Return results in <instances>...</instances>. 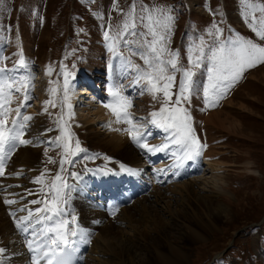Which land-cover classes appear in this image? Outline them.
I'll list each match as a JSON object with an SVG mask.
<instances>
[{
	"label": "rangeland",
	"instance_id": "obj_1",
	"mask_svg": "<svg viewBox=\"0 0 264 264\" xmlns=\"http://www.w3.org/2000/svg\"><path fill=\"white\" fill-rule=\"evenodd\" d=\"M170 1L174 2L176 7L181 8L177 15L172 12L175 16L170 43V48L172 50H174V48L176 49L177 45H188L190 47L194 42L197 44L200 42V39H197L195 36L196 31L189 30L190 23L193 20V22H195L196 25H199L202 30H200L201 33L198 35L199 38L204 36L203 29L209 33V30H212V25L216 24L221 29L223 28V32L219 37L221 40H225V26L228 31L230 29H236L239 31L228 36L229 40L234 39L236 35L239 34L246 39H252L254 42L264 46V40H260V38L257 37L247 26V23L242 16L244 5L240 2V0H207L208 3L206 0ZM263 1L264 0H252L253 3L264 4ZM133 2L137 4L138 11L139 6L141 5H147L148 7L161 6L171 8V6H169V0H2V2H0V67H2L4 57H7L6 60L8 61V64L15 61V40H18V34H20L23 37H21L18 42L20 55H24L25 53L29 54V58H32L33 60L32 63L35 68V73L32 63L30 64V68L34 78L37 77L32 81V84L34 83V88L31 90L32 99L28 101L30 107L21 109L23 114L31 115L33 117V120L28 123L25 138L27 139V137H29L31 141L39 140L36 142H41L42 144L41 146H34L33 148L32 144L34 142L29 145H22L19 152L18 150L15 151L14 158L13 155L10 157L11 167H7L5 169V175L0 177V185H2V187H0V199H4L2 198V193L6 190H10L11 193L16 190L17 184L13 183L14 181L19 183L21 188L24 190L28 182L31 183L33 181V177H40L41 174L44 173L45 182L49 183L51 182V179L58 172H60L62 149L56 147L55 144L49 141L51 139V137L48 136L49 134L47 136L43 134V137L39 136L41 133L49 131L54 133L55 137L60 136L61 130L57 121L59 120L61 114H66L68 112L66 111V107L62 108L61 106L62 91L55 97L56 107L49 106L47 112L43 110L44 102L52 98L50 96L49 89L53 86L60 87L62 89L63 76L60 74L61 65L66 66L68 71L74 73V76L77 74V78L81 79L79 78V75H81V72L83 71L82 69L85 67L86 68L84 70L87 69L89 65V55H92L96 46L102 47L101 50L103 56V59L101 60L102 62L99 64L96 63V67H104V73H106V65H108L107 63L109 58L114 59L116 57L119 58V60H122L120 56L114 55L109 50V42L105 41L104 32L108 30L109 25L112 26L113 30H115L116 26L122 23L124 13L128 11ZM188 2L191 8L188 6ZM207 4L211 6L210 9ZM116 5H118V8ZM18 8L21 9L15 13ZM11 11L12 17L10 18L9 14ZM98 12H102L106 15V25H104V21H99L103 20L104 16ZM188 12H192L193 15L191 16ZM178 15L179 20L176 22V16ZM212 15H218L221 20L219 18H215L214 23L211 19ZM260 15L261 14H259V16ZM82 29L83 31H81ZM69 36L70 42L73 46H69L67 42ZM214 37V35H209V39H211L212 42L214 41ZM4 41H7L8 43H5V45L2 44ZM212 42L208 43V45ZM29 47L31 50H28ZM3 48H5L3 50L4 54L2 52ZM88 48L89 50L86 52ZM120 50L123 53H128L123 44H121ZM2 55L5 56L3 57ZM86 59L88 60L87 62ZM185 60L188 62L187 55L185 56ZM38 62H42V64L39 65ZM140 62L143 65V61L141 60ZM113 64H117L116 61H114ZM83 65L85 66L83 67ZM49 67L52 68L51 75L48 74ZM251 70L249 73H253L247 76V82L245 84H236L235 87L230 90L226 98L220 101L217 107L210 108L204 113L210 118L213 113L220 112L221 120L228 116L227 123L232 122L233 118L238 120V122L233 124V126H239L234 131L231 130L232 128L227 129L212 122H209L210 124L206 123V125L203 121L201 124L203 126L205 125L206 133H208L207 136L210 137L209 140L214 142V145L211 144L209 146L207 152H212L213 148L214 153H217L216 158L219 155L220 158L218 160H222L226 164L222 174L219 172L216 176L213 170L209 169L207 164H204L207 166L206 168L208 170L206 173L202 172L200 175L190 177L188 180L169 179L165 182L158 179L157 175L154 174V170H161L162 166L158 169H154L157 166L152 167L154 170L147 171V174L149 175V180H152L157 184L150 183V185L147 186L146 191L139 196V199H137L136 202H133L132 205L124 209L119 208L112 215V218L117 221L116 228L114 227L109 232H105L108 229H104L107 226H112V223L114 222L112 220L109 221V217L107 216L103 218L104 214L102 212L93 209V207L97 205H93V207L91 205L90 211L92 210V213L100 212V215H94L99 218L102 217L100 220L102 222L104 221L105 224L103 222L100 229L97 227L98 234L95 237L96 240H94L92 245L94 247L90 250L89 259L86 264H170L162 258L158 259L157 255L161 252L165 257H168L170 256L169 253H171V248H177L179 253H186L187 257L182 264H204L206 259H210L212 256L226 250V254L222 258L218 259L216 264H229V262L234 260L233 257L239 259L238 264H264V224L261 225L259 231L255 228V226L249 225L252 222L259 223L264 220V65L257 66L255 71L251 72ZM127 72L128 79L125 81H131L132 83L130 82L129 85L133 88L131 89L129 95L134 98L133 100L137 99V103L132 105V109L135 108V110H138L139 112L143 111L141 112L142 115H139L138 117L146 118L143 120L137 118L134 123L136 125L143 123L142 125L150 126L151 131H155L154 134L156 135H153L152 138L149 139V143L153 141L155 142V140H157L156 143H165L167 133L154 125H149L151 124L150 121L152 119L150 111L154 106H158V102L153 99L151 100V96L146 92L144 93V96H141L140 86L135 85L133 82L135 73L130 70ZM93 73H96V76L94 77L95 81L91 84L98 86L97 79H101L102 83L99 84L100 93H106L105 80L103 81V77H101V75H99L100 73L94 69ZM205 73L206 77H204ZM17 74L19 75L20 72ZM115 74L116 72L114 71L110 75L106 74L109 77L106 81V89H109L113 80L116 79ZM247 74L248 71L244 74V76ZM107 76H104V78L107 79ZM179 79L180 74L177 73V84ZM196 79L207 80L206 68L202 67L197 71ZM71 80L72 79H70V81ZM82 80L80 85L83 86L84 83H82ZM75 87L76 85L71 82L70 92L75 91L77 88ZM85 87H83L82 90L87 93L84 96H81L83 100L81 98L80 102L76 103V100L80 98L79 95H71L70 93L69 102L72 105V111L74 113L76 112L78 114L80 111L82 112L83 107L84 109H89L90 107L95 108L100 106L98 100L96 101L92 98L89 99V96H92L96 89L94 87ZM173 91H176V89H173ZM14 97L15 95L13 98ZM110 97L111 96L108 97L106 95V102H108ZM15 98L17 101L15 100L13 102V109L16 108L24 99L22 93H17ZM82 101L86 102L85 106H83ZM198 101L201 104V101L196 100L194 95L191 104H197ZM153 103L155 104L154 106ZM104 104L108 103L104 102ZM185 106L188 107L187 104ZM12 114L13 115L9 117V123L11 122V119L14 118V113ZM44 115L47 116L46 121L44 120ZM110 116L112 124H114L116 116L114 114H111ZM201 116L202 114L199 112L197 117ZM65 119H67L70 131L73 134V146L75 140H79L80 146L85 149V151L79 153V155L69 157L73 160V164L64 165L67 172L62 173V175H64L69 184H76L74 183L75 179L71 177L70 173L74 172V166L77 164H80L83 167V170L79 172L80 174L88 168L90 171L92 167H99L105 170V167H116L115 164L117 163L123 164L121 161H116L113 164L105 166V162L107 161H102V163L93 165L92 163L94 162L92 161L103 158L102 154L97 153L99 150L107 153L106 156L112 160L119 159L126 162L127 165H131L129 159H123L116 156L113 151H108V148L106 149V145L102 142V139L105 141L108 137H111L110 133L112 130L109 128L111 126V121L108 122L106 120L105 123L102 122L103 120L99 119L87 122V124H93V128H90L86 126L85 122L82 125L81 121L76 123L77 120L75 121L72 118L68 119L67 116H65ZM126 127L129 128V124L125 123L124 128ZM143 132L145 133V130H143ZM95 133H100L102 146L96 144L97 140L93 141ZM160 140L163 141L160 142ZM130 141L132 142V140ZM42 142H44L43 150L41 149L43 147ZM156 143L154 145H156ZM91 145L93 146L91 147ZM88 147L89 151H95H92L93 153H89ZM31 148L36 153H28L27 155L24 154L25 150H29ZM169 151L171 153L172 148ZM169 151H166L165 155H167ZM207 152H203L202 154L204 155V153ZM147 154L148 153H144V156L142 157L145 158ZM22 155H26V157ZM137 155H139L138 152ZM84 156L94 157V160L87 159L91 165L88 166L84 163ZM142 157L140 156L139 158L142 159ZM49 158L55 161V163H49ZM159 158L163 157L159 156ZM19 162H21V164H19ZM153 162H155V160H153ZM203 162L204 160H202L201 157H198L194 163L203 164ZM133 166L135 169L138 168L139 165L134 164ZM206 168H204V171ZM181 171L185 173V170L182 168L176 169L175 172L177 173ZM16 172L20 173L17 180L12 179V177H5L7 175L11 176ZM34 172L38 173L34 174ZM218 177L223 178V181H220ZM195 178L199 179V182H197L196 185L194 184L195 187L198 186V188H201L204 182H206L207 185L206 188H204L205 191L204 189L197 190L199 195H204L207 199L209 198L212 201L218 202L224 207L223 210L226 209V212L223 211L220 213V211L219 213H210L207 212L205 204H200V206L195 205L184 185L185 182ZM182 182L183 184H181ZM210 182L211 184H209ZM97 186L98 183L94 180V178H90L89 182L75 188L72 192V198L68 206H71L73 204V200L81 197L87 189L92 188L95 191ZM40 187H42V185L37 183V191L42 197ZM24 194L23 195L25 197H29L27 193ZM184 196L186 197V204H182V202H185L183 199ZM77 204L84 212L89 207L86 204L81 207L79 201ZM188 205L191 206L189 207ZM193 207L196 208V211ZM184 208H188L187 210L189 211L185 212V216L189 215L191 220H195L197 223H199L198 220L204 221L206 224L204 223L200 225V227H196V225H192L193 223H190L188 219H184L183 216H178L174 212L176 209ZM127 210L128 213L125 214ZM147 210L149 212H147ZM156 210H158L159 215L166 219V221L171 220L174 227H167L165 228V231L161 230V232H159L157 227L152 225L155 219L156 221H159L160 218L155 217ZM129 213V217H125ZM84 216L86 220L88 218H93L92 215L88 217H86V215ZM11 223L12 221L10 224ZM84 226V228H86V225ZM190 230L197 232V235H192ZM8 231L9 233L11 232V230H7V233L3 234L7 235ZM258 233L262 234L260 242H257ZM151 237L158 240V242L155 244L154 241L150 240ZM107 241L110 243L109 247L106 245L108 243ZM121 242L128 243L127 251L122 249L123 247L121 246ZM231 244H234V246L230 248ZM117 246H119V248ZM122 251H124V253ZM87 252L88 248L85 249V256L87 255ZM238 255H243L245 260L242 261V258H239ZM84 262L85 259L80 264H84Z\"/></svg>",
	"mask_w": 264,
	"mask_h": 264
},
{
	"label": "snow or ice",
	"instance_id": "obj_2",
	"mask_svg": "<svg viewBox=\"0 0 264 264\" xmlns=\"http://www.w3.org/2000/svg\"><path fill=\"white\" fill-rule=\"evenodd\" d=\"M240 2L244 5L242 16L247 26L260 40H264V4L253 3L252 0H240ZM116 7L118 8V5ZM137 8V4L133 2L124 13L122 23L116 26L115 30L109 25L108 30L104 32V39L109 42V50L122 58L121 67L125 71L130 70L135 73L133 82L140 86L141 94L146 92L154 101L160 103L159 110L150 113L152 118L150 123L168 134L165 137L166 142L161 145L147 143L146 134L132 121L131 113L128 111L132 107V102L122 94L119 85L109 88L113 103L106 104L105 107L116 116L117 123L123 120L129 124L130 127L125 131L139 148L155 154L169 151L174 146L175 151L171 152L175 158L174 167L180 169L188 161L195 162L206 148V144L201 143L196 134L191 112L185 105H190L193 96L199 95L202 88L205 106L203 110L217 107L230 90L244 78L248 70L264 65V46L239 34L234 39L221 40L219 37L222 29L213 24L212 30L208 33L210 36H215L212 45H208L203 37H200V42L198 44L194 42L188 49L189 66L183 67L180 63L179 51L170 48L175 22L173 10L170 7L147 5L139 6V11ZM255 12L261 15L257 17L254 15ZM121 44L129 56H124L120 50ZM132 56H139L143 61V67L134 63ZM202 67L206 68L207 72V83L203 85L196 79L197 71ZM22 69H27L22 54L13 68L0 67V177L5 175L6 160L17 148L32 143L24 139V136L28 123L33 117L23 114L21 109L30 107L28 101L32 99L34 77L30 74L15 75ZM51 73L52 68L49 67L48 74ZM177 73L180 74L178 84ZM60 74L63 76L62 89L56 86L49 89L52 98L44 102L43 109L47 112L49 106L56 107L55 97L62 91L61 106L69 111L60 115L57 124L61 135L51 142L62 149L60 172L49 183L45 182L44 173L33 181L42 185L40 189L42 198L31 200L30 203L41 206L32 209L25 205L18 209L27 214L16 218L15 221V226L21 233H30L31 238L25 240L27 251L30 253L26 259L30 260V264H42V262L43 264H75L76 253L79 251L78 244L91 242L88 233L79 228L77 216L68 209L76 186L69 184L62 175L67 172L64 165L73 164V160L69 157H75L85 149L80 146L79 140H75L73 146V134L65 119V116L71 119L73 115L69 101L70 79L74 78V73L61 65ZM16 93H22L24 99L13 109L10 105ZM13 112L15 117L11 119L9 125V117ZM86 158L94 159V157ZM104 160L109 161L110 158L105 156ZM48 162L55 163L51 158ZM107 171L111 170L107 169ZM120 171L131 175L138 174L136 170L127 168L123 164L120 165ZM176 174L178 175L179 172ZM70 175L74 179L80 178L78 172H71ZM4 203L12 205L17 201L5 199ZM10 215L15 217V213ZM5 253L6 248L0 247V258Z\"/></svg>",
	"mask_w": 264,
	"mask_h": 264
},
{
	"label": "bare ground",
	"instance_id": "obj_3",
	"mask_svg": "<svg viewBox=\"0 0 264 264\" xmlns=\"http://www.w3.org/2000/svg\"><path fill=\"white\" fill-rule=\"evenodd\" d=\"M24 47V46H23ZM94 49V48H93ZM102 47H100V46H96L95 47V49H94V52L92 53V55H89V58H88V60H89V65H88V67H87V69L86 70H84V69H82L83 71L81 72V75H79L80 77L79 78H81V79H83L85 82H87V83H89V84H91V83H93L94 81H95V79H94V77L96 76V73H93V69L94 70H96L97 72H99L100 74L101 73H104L105 71V68L104 67H96V63H101L102 61V59H103V56H102ZM24 51H26L25 49H23ZM28 50H31L30 49V47L28 48ZM106 51V50H105ZM20 55V54H19ZM20 57V56H19ZM30 57H31V55H30ZM108 57V56H107ZM110 57V56H109ZM23 58H24V60L26 61V63H27V69H22L21 71H20V73L22 72L24 75H31V76H33L34 77V75H33V73H32V70H31V68H30V64L32 63V58H29V54L27 53H25L24 55H23ZM106 58V57H105ZM19 59V58H18ZM87 60V61H88ZM114 61H116V63L117 64H113V62ZM93 62V63H92ZM122 63H123V60H119V58H114V59H112V58H109L108 59V65H106V74H108V75H110L113 71L114 72H116V74H115V77H116V79L115 80H113V83H111V86H113V85H119L120 86V88H121V91H122V94L125 96V97H127L129 100H131V102H132V105L134 104V98L133 97H130V95H129V93L131 92V89H133L132 87H130V85H129V83L131 82V81H125V80H127L128 79V72L127 71H125L122 67H121V65H122ZM88 64V63H87ZM112 64V65H111ZM87 66V65H86ZM6 68H8V69H11V68H13L14 66H11V67H8V66H5ZM114 67V68H113ZM18 73V72H17ZM17 73H15V75H18ZM97 77H100V76H97ZM101 77H103V76H101ZM34 79H36V78H34ZM82 80V81H83ZM98 80V79H97ZM108 80V79H107ZM33 81V80H32ZM132 83V82H131ZM34 84V83H33ZM77 87V86H76ZM75 87V88H76ZM108 87V86H107ZM136 87V86H135ZM134 87V88H135ZM138 90H140V89H138ZM137 90V91H138ZM89 92V91H88ZM135 92V91H134ZM31 93H32V91H31ZM71 93V95H82V91L77 87L76 89H75V91H73V92H70ZM136 93V92H135ZM15 95V94H14ZM13 95V96H14ZM32 95V94H31ZM145 94L143 93L141 96H144ZM109 97V96H108ZM96 98H98V97H94V100H98V102H99V104H100V106H98V107H95V108H89V109H84V107H83V109H82V112L80 111V113H74L73 111H72V107H71V112H72V116L74 117V120H77V121H81V123L83 124L84 122L86 123V126L87 127H92V125L93 124H87V122H91V121H96V120H103L102 122H105L106 123V120L108 121V122H110L111 121V126L110 125H108V126H110L109 128L112 130V132L110 133L111 135V137L109 138L108 136V139H106V137H105V141H104V139H102L101 138V135H100V133L99 134H96L95 133V135H94V137H93V141H96V144L97 145H101V139L103 140L102 142L104 143V145H106V149L108 148V151L110 150V151H113L115 154H116V156H119V157H121V158H123V159H129L130 160V164L131 165H129L128 164V166L129 167H132V168H134V164H137V165H139L138 166V168H136V169H138L139 170V172H143V171H145V170H147L149 167H148V165H149V162L151 161L152 162V160H157L158 158H159V156L160 157H163V158H165V157H167V155H165V152H158V153H155V154H153V153H149V152H147L146 150H143V149H141V148H139L133 141L131 142L130 140H131V138H130V136H129V134H128V132H126L125 131V129H127V127L126 128H124V124H125V122L123 121V120H121L119 123H117V121H115L114 122V124H112V119H111V114H113L112 113V111L109 109V108H107V107H105V105L106 104H103V99L100 97V99H96ZM14 99V98H13ZM102 100V101H101ZM17 101V100H16ZM81 101V98H79V99H77L76 100V103L77 102H80ZM82 103H83V106H85L86 105V102L85 101H82ZM94 103V102H93ZM95 103H97V102H95ZM105 103H108V104H111V103H113V97L111 96L109 99H108V102H106L105 101ZM77 105V104H76ZM130 113H131V118H132V121L134 122V121H136V116H135V108L134 109H132V107L128 110ZM14 113V112H13ZM198 114H199V112H198ZM139 115H142L141 113L139 114ZM139 115H137V117L139 116ZM220 117H221V113L220 112H216V113H213L211 116H210V118L207 116L206 118H205V121H206V123H209V122H212V123H216V124H218V125H220V126H222V127H224V128H227V129H231V130H236L239 126H233V124L234 123H236V122H238V120H236V119H234L233 118V121L232 122H230V123H227V119H228V116L227 117H225V118H223L222 120L220 119ZM115 119H116V117H115ZM85 120V121H84ZM107 122V123H108ZM143 123H140V124H137V126H139L140 128H141V130L143 129V130H145V133H146V136H147V134H148V136L146 137L147 138V143L149 144V145H154L156 142H157V140H155V142L153 141V142H151V143H149L148 141H149V139L150 138H152V136L153 135H156V134H154L155 133V131H151V129H150V126H145V125H142ZM210 124V123H209ZM149 125H151L152 126V124H149ZM243 125V124H242ZM93 128V127H92ZM116 129H119V131H117ZM94 130V129H93ZM142 130V131H143ZM230 130V131H231ZM208 132V131H207ZM93 134V133H92ZM206 134H208V133H206ZM168 135V134H167ZM26 137V136H25ZM43 137V136H42ZM26 139V138H25ZM166 140V139H165ZM159 141V140H158ZM161 141H163V140H160V142ZM95 144V145H96ZM132 144V145H131ZM161 144H163L162 142L161 143H156V145H161ZM42 144H41V142H34L33 144H32V148L34 147V146H41ZM136 145V146H135ZM93 145H91V147H92ZM102 146V145H101ZM135 146V147H134ZM22 147V145L21 146H19L18 148H17V150H18V152H19V149ZM90 147V148H91ZM29 149V150H25L24 151V154H28V153H31V154H33V153H36V152H34L33 151V149ZM43 148V147H42ZM41 148V149H42ZM93 149V148H92ZM175 149V147L173 146L172 147V151H175L174 150ZM31 150V151H30ZM92 151H95V150H92ZM137 152L139 153V155H137ZM205 152H207V151H205ZM112 153V152H111ZM144 153H148L147 154V156H145V158L144 157H142V156H144L143 154ZM169 154H170V151L168 152ZM216 154L217 153H214V150H213V148H212V152L211 151H208L207 153H204V155L202 154L200 157H201V159L202 160H204V164H207L208 165V167H209V169H211V170H213V172H214V174H216V176H217V174L219 173V172H221V174H222V171H224V168L226 167V164L224 163V161H219L218 159L219 158H215L216 157ZM14 155H15V152L13 153V158H14ZM21 155V154H20ZM26 155H22V156H25L26 157ZM142 157V159H140L139 157ZM14 160V159H13ZM145 160V161H144ZM105 162V161H104ZM124 163H126V162H124ZM19 164H21V162H19ZM173 164H174V162H173ZM161 166H163V165H161ZM155 167V166H154ZM158 169L159 167L157 166V167H155L154 169ZM162 169V168H161ZM182 169H183V167H182ZM155 171H158V170H155ZM95 172H96V174H97V176L98 177H100V178H103V179H107V176H106V174L105 173H103L102 171H97V170H95ZM161 171H158L157 173H160ZM50 175V174H49ZM184 175H186V172L185 173H183L182 171L181 172H179V174L177 175L176 174V172H175V176L176 177H181V176H184ZM215 176V177H216ZM130 177V176H129ZM210 177H212V176H210ZM219 178V180L220 181H223V178H221V177H218ZM2 180V179H1ZM209 180V179H208ZM210 181V180H209ZM197 182H199V179L198 178H195V179H191V180H189L188 182H185L184 183V185H185V189H186V191L190 194L189 196L193 199V201H194V203H195V205H197V206H200V204H205L206 205V207H207V212H210V213H212V212H215V213H219L220 211V213H222L223 211H225L226 212V209L225 210H223L224 209V207L223 206H221V204H219L218 202H216V201H212V200H210L209 198L207 199L204 195H199V193H198V191L197 190H203L204 188H206V182H204V184H203V186L201 187V188H198V186H196L195 187V185L197 184ZM181 184H183V182L181 183ZM195 184V185H194ZM209 184H211V182L209 183ZM217 184V183H216ZM193 185H194V187H193ZM199 185V184H198ZM6 186V185H5ZM183 186V185H182ZM205 186V187H204ZM0 187H2V185H0ZM11 187V186H10ZM137 187H139V186H137ZM176 187H178V186H176ZM200 187V186H199ZM41 188V187H40ZM32 190V189H31ZM1 191V190H0ZM34 191V190H33ZM204 191H205V189H204ZM10 190H6L4 193H2V195H3V197L2 198H4V199H0V234H2V236L3 237H6V235H4L3 233H7L6 231L7 230H10V228H11V224H10V222L11 221H9V219L6 217L7 216V213H8V211H9V209H10V205H7V204H5L4 203V201H5V199H11V195H12V193H11V195H10ZM219 193V192H218ZM0 194H1V192H0ZM25 195V194H24ZM218 195V194H217ZM149 196V195H148ZM30 198H34L35 196L34 195H31V196H29ZM185 197V196H184ZM183 197V199L185 200V202H182V204H186V197L184 198ZM1 198V197H0ZM1 200H2V203H3V206H4V208H5V212H6V215H5V212H4V208H3V206H2V203H1ZM181 200H182V198H181ZM79 204H80V206L81 207H83V206H85L84 204H86V203H83L82 201H79ZM86 205H88V204H86ZM142 205V204H141ZM89 206V205H88ZM144 206V205H143ZM142 206V207H143ZM189 206V205H188ZM191 206V205H190ZM189 206V207H190ZM97 207V206H96ZM147 207V206H146ZM172 209V208H171ZM188 209V208H187ZM186 208H184V209H176V210H174V212L176 213V215H178V216H183L184 217V219H188V221H190V223H193L192 225H196V227L198 226V227H200V225H202V224H206V222H204V221H199L198 220V222L199 223H197V221H195V220H191L190 219V217H189V215L188 216H185V212H189L188 210H187ZM193 209L196 211V208H194L193 207ZM173 210V209H172ZM171 210V211H172ZM141 211H143V210H141ZM146 211V210H145ZM218 211V212H217ZM147 212H149L148 210H147ZM85 213H91L90 211H89V207H88V209H86L85 210ZM126 213H128V210L125 212V214ZM155 213V212H154ZM94 214L95 215H100V212H94ZM93 214V215H94ZM120 214V213H119ZM171 214H172V212H171ZM129 215H130V213L129 214H127L125 217H129ZM213 215V214H212ZM214 216V215H213ZM216 216V215H215ZM105 216L103 215V218H104ZM123 217V216H122ZM155 217H160L159 218V221H156V219L154 220V222L152 223V225H154V227H157V229H158V231L159 232H161V230H166L165 228H167V227H174V225H173V223L171 222V220H169V221H166V219H164L162 216H160L159 215V213H158V210H156V214H155ZM102 218V217H101ZM206 219V218H205ZM203 220V219H202ZM110 221V220H109ZM113 221V220H112ZM114 223H112V226L110 225V227L109 226H107L104 230H106V229H108L107 231H105V232H109L111 229H113L114 227L116 228V220H114L113 221ZM156 222V223H155ZM149 224V223H148ZM153 227V228H154ZM160 228H163V229H160ZM95 229H97L98 230V228H95ZM99 229H100V227H99ZM103 231V230H102ZM144 231V230H143ZM158 232V233H159ZM190 232H191V234L192 235H194V234H196L197 235V232H195V231H192V230H190ZM144 233V232H143ZM8 234H9V231H8ZM7 234V235H8ZM144 234H146V233H144ZM160 235H162V234H160ZM146 237V236H145ZM96 240V239H95ZM150 240H152V241H154L155 242V244L158 242V240H156L155 238H150ZM19 241V240H18ZM108 243L106 244L107 245V247H109V241H107ZM127 245H128V243H122L121 242V246L123 247L122 249H124V251L126 250L127 251ZM19 247H20V245H19ZM92 247H94V246H92ZM111 247V246H110ZM118 248H119V246H117ZM143 248V247H142ZM121 250V249H120ZM117 251V250H116ZM119 251V250H118ZM124 251H122L123 253H124ZM133 251V250H132ZM170 251H171V253H169L170 254V256H168V257H165L161 252H160V254L159 255H157V258L158 259H160V258H162V259H164V261H166L167 263H170V264H182L184 261H185V259H186V257H187V255H186V253H184V252H181V253H179V250L177 249V248H171L170 249ZM128 254V253H127ZM26 257H28L27 255H26V253L22 250V246L20 247V249L17 251L16 249H12L10 252H8L7 254H6V257H5V260H6V262H11V261H13V260H17L16 261V263H14V264H30V260H28V259H26ZM98 258V257H97ZM100 259V258H99Z\"/></svg>",
	"mask_w": 264,
	"mask_h": 264
}]
</instances>
